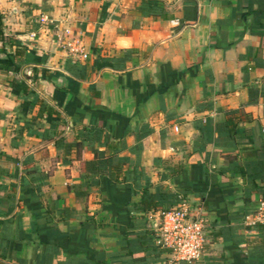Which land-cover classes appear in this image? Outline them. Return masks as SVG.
Listing matches in <instances>:
<instances>
[{"label": "crops", "instance_id": "crops-1", "mask_svg": "<svg viewBox=\"0 0 264 264\" xmlns=\"http://www.w3.org/2000/svg\"><path fill=\"white\" fill-rule=\"evenodd\" d=\"M0 14V264H264V0ZM144 188L201 209L199 262L156 246Z\"/></svg>", "mask_w": 264, "mask_h": 264}, {"label": "built area", "instance_id": "built-area-1", "mask_svg": "<svg viewBox=\"0 0 264 264\" xmlns=\"http://www.w3.org/2000/svg\"><path fill=\"white\" fill-rule=\"evenodd\" d=\"M82 56L86 58L87 54L83 53ZM244 224L250 228L264 225V198L244 216ZM153 231L156 243L162 250L169 252L173 260H185L188 263L201 260L207 244L208 224L201 209H193L186 199L171 209H161Z\"/></svg>", "mask_w": 264, "mask_h": 264}, {"label": "trees", "instance_id": "trees-1", "mask_svg": "<svg viewBox=\"0 0 264 264\" xmlns=\"http://www.w3.org/2000/svg\"><path fill=\"white\" fill-rule=\"evenodd\" d=\"M2 25V15L0 14V26ZM264 198V197H263ZM183 200L177 194L160 188L155 192H151L148 188H144L141 193L140 200L134 204V209L151 210L161 207L162 209H171L174 204H179ZM151 236L154 238L156 246L162 252V249L155 241V233L152 231Z\"/></svg>", "mask_w": 264, "mask_h": 264}]
</instances>
